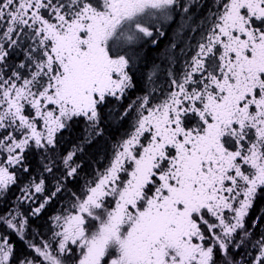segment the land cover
<instances>
[{
	"label": "snow or ice",
	"instance_id": "1",
	"mask_svg": "<svg viewBox=\"0 0 264 264\" xmlns=\"http://www.w3.org/2000/svg\"><path fill=\"white\" fill-rule=\"evenodd\" d=\"M0 264H264V0H0Z\"/></svg>",
	"mask_w": 264,
	"mask_h": 264
},
{
	"label": "trees",
	"instance_id": "2",
	"mask_svg": "<svg viewBox=\"0 0 264 264\" xmlns=\"http://www.w3.org/2000/svg\"><path fill=\"white\" fill-rule=\"evenodd\" d=\"M165 41L168 42V40L165 38ZM164 42V40H163ZM166 43L165 45H167ZM163 46V49L165 47ZM158 48L150 49L151 54L154 56L157 53ZM147 61H149V58L147 57ZM138 72V71H137ZM127 103V102H125ZM133 121L130 118L129 120L125 121L122 125L119 126H113L108 129L105 135V139L100 141V143L97 146H94L90 151L92 153H97L95 157L89 156L87 159L89 161L90 167H87L85 169V172L87 173L88 179H91L92 174L95 170L102 171L104 166H106L111 159L113 146L121 141L122 138H125L128 133H130L131 125ZM130 127V128H129ZM77 132H65V148H71L72 143L74 142L75 135ZM81 183H83V174H82V180ZM60 210V205H55L52 209L49 210V215L55 214V212Z\"/></svg>",
	"mask_w": 264,
	"mask_h": 264
},
{
	"label": "flooded vegetation",
	"instance_id": "3",
	"mask_svg": "<svg viewBox=\"0 0 264 264\" xmlns=\"http://www.w3.org/2000/svg\"><path fill=\"white\" fill-rule=\"evenodd\" d=\"M171 35H172V32H171V30H169V31H168V36L170 37ZM192 35H193V36H196V33H192ZM166 39H167V38H166ZM167 40H168V39H167ZM166 43H168V42H166L165 39H164V42H163V40L161 41L160 46H159V48H158V50H157V53H160V52L163 51V46H164ZM145 56H146V63H143V64L139 65V66H138V67H139L138 72H137V71L135 72V79H136L137 82H138V89H137V91L133 92V93L130 95V99H134L135 96H137V95H143V92L139 90V86H143V85L145 84L144 76L146 75V73L148 72V70H149V68H150V64H149V62L147 61V57L149 58L150 56H153V55L151 54V52H150V49L146 52ZM154 56H156V54H155ZM159 61H160V59H159ZM161 82H162V81H161ZM129 128H130V127H129Z\"/></svg>",
	"mask_w": 264,
	"mask_h": 264
},
{
	"label": "rangeland",
	"instance_id": "4",
	"mask_svg": "<svg viewBox=\"0 0 264 264\" xmlns=\"http://www.w3.org/2000/svg\"><path fill=\"white\" fill-rule=\"evenodd\" d=\"M205 14H207V13H205ZM197 39H198V36H197ZM161 53V52H160ZM160 53H156V56H150L149 57V64H150V67H151V64H152V62L155 60V62L156 63H160L161 61H159V54ZM131 130H132V128H131ZM131 130H130V132H131Z\"/></svg>",
	"mask_w": 264,
	"mask_h": 264
}]
</instances>
